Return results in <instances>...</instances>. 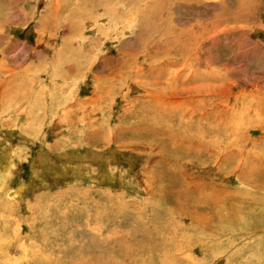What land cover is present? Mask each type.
Here are the masks:
<instances>
[{"label": "rangeland", "instance_id": "374dc122", "mask_svg": "<svg viewBox=\"0 0 264 264\" xmlns=\"http://www.w3.org/2000/svg\"><path fill=\"white\" fill-rule=\"evenodd\" d=\"M0 264H264V0H0Z\"/></svg>", "mask_w": 264, "mask_h": 264}]
</instances>
